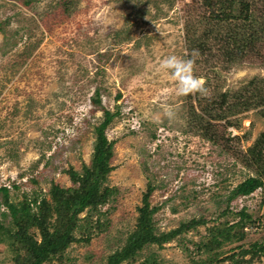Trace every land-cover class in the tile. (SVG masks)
Returning a JSON list of instances; mask_svg holds the SVG:
<instances>
[{"label": "rangeland", "instance_id": "1", "mask_svg": "<svg viewBox=\"0 0 264 264\" xmlns=\"http://www.w3.org/2000/svg\"><path fill=\"white\" fill-rule=\"evenodd\" d=\"M23 1L0 0V186L10 200L49 199L51 184L71 187L65 171L81 172L89 164L103 111L117 112L105 129L113 142L106 184L115 189L99 213L78 215L86 230L75 236L90 231L89 241L72 243L63 260L51 264H105L134 229L148 183L158 233L193 217L207 221L162 248L145 247L129 264L148 256L156 264H195L193 243L217 221L237 220L231 214L215 218L231 188L253 172L203 139L191 112L252 78L264 80V50L261 58L225 62L216 49L195 48L191 40L200 41L211 27L201 20L211 11L207 0H71L64 12L60 0ZM172 54L193 58L192 74L206 92L177 94L176 78L161 66ZM263 113L264 104L229 118L237 125L226 132L237 140L228 145L237 155L264 132ZM262 198L258 188L235 197L228 209L244 207L264 227ZM97 218L102 231L93 226ZM234 247L227 243L223 250ZM10 257L0 243V264H11ZM253 264H264V253Z\"/></svg>", "mask_w": 264, "mask_h": 264}, {"label": "trees", "instance_id": "2", "mask_svg": "<svg viewBox=\"0 0 264 264\" xmlns=\"http://www.w3.org/2000/svg\"><path fill=\"white\" fill-rule=\"evenodd\" d=\"M71 0H60L57 5L65 11ZM210 1V2H209ZM207 0L205 5L211 9L208 16L201 20L211 22V27L201 34L202 39L191 40L199 50L217 51L218 58L225 62H237L244 59L261 58L264 50V0ZM29 0L23 1L28 5ZM237 5V13H234ZM262 5V6H260ZM215 6V7H214ZM207 8V9H208ZM264 104V80L250 79L236 90H226L217 94L210 101L199 105V110H192L191 116L196 120L194 127L199 135L212 144L221 147L223 152L231 154L253 174L245 177L228 192L225 209L216 215L228 214L237 217L234 222L224 219L206 228V235L193 243L198 259L195 264H253L260 261L264 253V227L259 216L247 212L242 207L237 212L228 209V203L238 196H247L261 188L264 205V132H262L245 153L237 155L228 142L236 137L226 132L227 127H236L229 118ZM116 113L103 111V117L95 127V140L88 165H83L81 172L72 168L68 174L71 187L51 184L49 199L44 195L23 199L17 203L10 200L9 190L0 186V243H5L11 253V264H51L61 262L66 249L75 242H88L90 231L84 237L81 234L79 214L86 210V218L92 212L108 203L114 187L106 184L107 175L113 169V142L107 140L106 127ZM264 115V113H263ZM220 120H225L220 124ZM153 186L148 183L140 206L137 208L134 229L128 234L122 247L106 257L105 264H129L137 260L141 251L150 245L162 248L164 244L188 231L206 224L204 217L181 221L177 227L168 231L157 232L154 214L158 207H150L148 197ZM5 210H1V207ZM264 217V215H263ZM97 231H102L103 224L97 218L93 224ZM252 232L250 229H258ZM231 250H223L227 243H234ZM142 264H156L153 257H146Z\"/></svg>", "mask_w": 264, "mask_h": 264}, {"label": "clouds", "instance_id": "3", "mask_svg": "<svg viewBox=\"0 0 264 264\" xmlns=\"http://www.w3.org/2000/svg\"><path fill=\"white\" fill-rule=\"evenodd\" d=\"M193 58L168 55L161 60V66L170 70V74L176 78V92L184 95L193 91L206 92L202 81L192 74ZM171 115V113H169Z\"/></svg>", "mask_w": 264, "mask_h": 264}]
</instances>
